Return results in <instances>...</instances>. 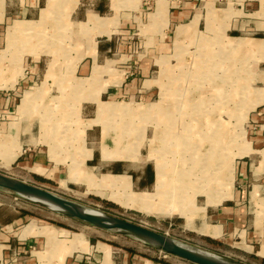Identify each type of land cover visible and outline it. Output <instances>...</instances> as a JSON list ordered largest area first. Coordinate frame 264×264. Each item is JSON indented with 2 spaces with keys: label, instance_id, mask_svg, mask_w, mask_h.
I'll return each mask as SVG.
<instances>
[{
  "label": "rangeland",
  "instance_id": "1",
  "mask_svg": "<svg viewBox=\"0 0 264 264\" xmlns=\"http://www.w3.org/2000/svg\"><path fill=\"white\" fill-rule=\"evenodd\" d=\"M64 1L49 0L46 10L42 13V22L55 11L49 18L50 22L36 23L34 30L37 34L26 33L19 40V46L17 44L12 51L14 59L21 61L20 52L33 49L32 53L42 57V64L50 73L47 74L50 85L47 82L43 84L42 93L34 96L31 108L36 123L32 121L34 124L31 129L36 125L40 140L48 141V149L54 145L51 149L53 158L51 164H57L58 167L54 169L56 172L52 171V168L49 171L29 168L40 171L55 181L51 179L42 181L37 179V176L33 177L29 169L21 167L23 165L20 163L11 165L17 159L14 141L8 144L0 140V172L42 186L104 213L142 224L167 234L184 245L248 264H264L262 259L255 256L257 250L241 241L238 233H233L235 235L229 241V245H224L216 240L215 243L209 241L202 232L204 214L208 206L221 208L236 202L234 198L240 183L238 169L244 161L248 168L251 167L252 136L259 129L253 121V111L257 109L258 104L256 90L258 87L262 88L263 83H258L261 79L248 72L251 54L239 53L233 48H227V52L226 49L224 51V47L215 46L222 39H228L225 31L227 20L230 21L239 14L236 0H232L229 5L233 12L229 17L227 10H222L226 8L222 1L214 6V11L210 14L209 5L213 0H177L180 6L187 2L195 4L196 18L198 17L196 29H191L181 37L178 36L180 28L173 27L168 30L166 37L174 44L168 52L162 54V51L150 46L152 40L148 41L147 46L144 43L142 45L141 41L146 40L147 35L150 39H155L156 35L158 39L161 38L163 28L160 18L164 17L167 8L162 6L163 14L159 16L158 4L162 0H142L145 3L143 8L149 12V24L146 25L143 16L142 21L133 23V29L119 31L114 36L116 43L120 44L117 50L106 62H100L102 63L100 65L109 62L112 71L107 73V68L100 66L94 74L103 76L97 78L96 75L87 80L84 79L90 77L93 71L89 75L80 76L77 75L80 73H77L76 69L83 57L79 55L82 52V41L88 37H84L85 33L76 31L75 23L71 21L70 15L67 16L69 7L63 5ZM87 1L79 0L78 5L86 6ZM163 1L169 2L170 6L173 3L172 0ZM117 2L120 5L126 4L127 7L124 8L130 11V8L137 6L139 0ZM156 22L159 25H156ZM38 34L46 38L40 39L37 37ZM93 50L95 49L84 50L82 54L86 52L91 54ZM142 50L144 56L141 59L134 56L130 58V54L136 52L138 54ZM145 62H151L152 65L150 75L146 78L141 74ZM132 77L138 78L136 91L141 89L143 81L148 79L150 81L145 87L155 84L157 86L155 94L145 97L144 92L137 91L116 97L106 93L108 87H123L125 81ZM82 80L84 88H79ZM262 92L264 95V90ZM97 98L99 101H96ZM112 104L121 105L126 112L119 110L120 112L111 114L109 110ZM205 116L210 118L211 125L203 126ZM4 118L0 116L1 121H4ZM52 135L61 144L60 151L59 144L53 142ZM0 136L2 137L1 133ZM12 137L16 136L10 135L7 140L11 141ZM93 146L97 149L101 146V155L105 161L127 160L129 157L134 163L127 168L135 172L139 171L146 160L152 163L156 172L157 162H165L167 173L171 175L162 176L161 179H166L167 183H170L176 178V187L180 184L178 181L180 175L183 182L189 180V185L195 181L198 166L205 163L206 155L212 158L220 156V161L224 164L220 174L223 175L221 177L225 180V186L222 184L218 193L207 200L201 192L194 191L193 184L189 190L185 189L189 196L192 194L194 197V202L187 205V208L181 205L183 198L179 200L177 196L175 202L165 201L174 204V214L151 212L145 208V202L142 200L146 193L153 195L157 192L156 185L138 190L133 187L128 175L103 174L108 172L89 167L85 161L92 155L88 148ZM3 150L5 155L2 153ZM7 161L10 162L6 164ZM72 162L74 163L70 166ZM59 170L61 174L58 173ZM113 192L122 195L121 201L110 199ZM166 192L160 197L154 195L150 202L158 204L161 199L167 200L166 196L172 191ZM0 198L8 204L17 206L19 210L30 212L33 218L73 231H86L102 241L130 248L134 253L151 260L156 261L158 258L167 262H159L161 264H192L131 237L97 229L84 222L58 215L21 197L0 191ZM1 215L5 218L8 211H3ZM219 230L220 233L221 228Z\"/></svg>",
  "mask_w": 264,
  "mask_h": 264
},
{
  "label": "crops",
  "instance_id": "2",
  "mask_svg": "<svg viewBox=\"0 0 264 264\" xmlns=\"http://www.w3.org/2000/svg\"><path fill=\"white\" fill-rule=\"evenodd\" d=\"M172 1L171 6L169 2L163 0L158 4L159 16L163 14L162 6L167 8L165 9L164 17L160 18L161 27L163 28L161 38L158 39L156 35V40L152 37L150 39L147 35L146 40L142 39L141 41L142 45L144 43L147 46L148 41L152 40L150 46L162 51L161 54L168 52V49L174 44L170 38L166 37L168 30L173 27L176 29L180 28L178 36L181 37L186 32L191 31V29H196L198 17L196 18L197 10L195 4L187 2L180 6L177 0ZM219 1L225 3L226 8H222V10H227V16L232 15V8L229 7L232 0H213L209 5L208 12L212 14L214 6H217ZM48 2L49 0H0V116L5 117L4 121L0 119V133L2 137H6L2 138L0 136V140L8 142V144L12 141L15 142L13 143L17 151L15 156L17 159L11 165L20 163L23 165L21 167L29 169L32 176L34 175L33 177L39 176L44 179L54 180L40 173V171L30 170L29 168H37L43 171H49L52 168V171H55L54 169L58 167L57 164H51L53 162L51 149L54 146L52 139L56 144H59V141L52 135V145L48 149V141L40 140L41 136L36 132V125L34 129H31V126L36 123L35 115L31 108L32 102L34 96L42 93L43 84L47 82L50 85V80L47 77V74H50L49 70L42 64V57L32 53L33 49H28L24 52L19 50L22 56L21 61L15 60L12 55V51L17 44L19 46L21 37L26 33L37 34L34 30L36 23L50 22L49 18L55 11L50 13L49 17L42 22V13L43 10H46ZM78 2L79 0H65L63 5L66 4L69 7L67 16L70 15L71 21L75 23L76 31L89 35L84 36L88 38L84 42L82 41V52L90 49L95 50L91 54L89 52L85 54L81 52L79 54L80 57H83L77 64L76 71L80 73L77 75L86 76L93 71V74L84 80L96 75L97 78H101L103 74H94V71H97L100 66L107 68V73L112 71L109 62L106 65H100L102 64L100 62H106L107 58L113 55L120 45L116 43L114 36L124 29H133V23L142 21L143 16L147 22L146 25H148L150 21L149 12L143 8L145 3L142 0L136 3L137 6L130 8V11L124 8L127 7L126 4L121 3L120 5L117 0H88L86 6H79ZM235 4H237L239 14L230 21L227 20L228 25L225 31L228 39H222L215 46L224 47V51L226 49L227 52V48H233L236 49V52L251 54L252 59L248 63V72L255 74L257 79H261L258 83H263V87H258L256 90L258 92V104L256 105L257 109L253 111V121L259 129L252 136L251 167L248 168V164L244 161L238 169L240 183L237 186L234 198L236 202L221 208H208V206L204 214L203 228L206 225H210L213 233L210 235L203 233V235L224 245H229V241L234 238L235 234L233 233H238L241 241L250 244L251 247L256 249L255 256L264 261V254H261L264 248V95L262 92L264 90V0H236ZM122 21H124L123 24ZM155 24L159 25L158 22ZM87 30L88 32H86ZM37 37L40 39L46 38L41 34H38ZM124 42L128 43V41ZM124 42L122 43L124 44ZM203 43L204 41L201 44ZM142 53L143 50L138 54L136 52L129 56L130 58L134 56L141 59L144 56ZM95 64L97 65L95 66ZM151 68V62H145L141 74H144L145 78L148 77ZM148 81L150 80L145 79L141 89L137 90L144 92L145 97L155 94V89L157 88L155 84L145 87ZM125 82L123 87L120 88L108 87L106 93L110 96L119 97L137 92L135 86L138 78L132 77ZM83 85L82 80L78 87L84 88ZM96 101H99L98 98ZM32 121L35 122L33 123ZM49 133L51 134V131ZM10 135H15L16 137H12L11 141L7 140ZM15 138L18 139L16 140ZM14 146H12L13 151ZM60 149L61 144H59L58 151ZM88 149L92 151L91 157L85 161L89 167L100 168L108 172L103 174L128 175L131 179V184L138 190L148 189L155 184L157 172L153 168L154 181L151 186L145 188H140L139 186L146 168L149 165L152 166L150 161L146 160L138 171L141 175L134 177L130 172L135 171L127 168L131 163H134L129 157L127 160L105 161L101 155V146L98 149L94 146ZM2 153L5 155L4 150ZM117 167H121L124 173L115 174L111 172V168ZM58 173L61 174V171L59 170ZM3 211H8V215L5 218L1 215ZM217 222L218 224H216ZM219 227L221 228L220 233ZM29 245L34 246L32 251H29ZM0 264L161 263L121 246L102 241L91 236L86 231H73L23 214L17 206L8 204L7 201L0 198Z\"/></svg>",
  "mask_w": 264,
  "mask_h": 264
},
{
  "label": "water",
  "instance_id": "3",
  "mask_svg": "<svg viewBox=\"0 0 264 264\" xmlns=\"http://www.w3.org/2000/svg\"><path fill=\"white\" fill-rule=\"evenodd\" d=\"M0 190L50 211L94 228L131 237L165 254L174 255L192 264H248L216 253L179 243L167 234L125 218L104 213L63 197L47 188L0 172Z\"/></svg>",
  "mask_w": 264,
  "mask_h": 264
},
{
  "label": "bare ground",
  "instance_id": "4",
  "mask_svg": "<svg viewBox=\"0 0 264 264\" xmlns=\"http://www.w3.org/2000/svg\"><path fill=\"white\" fill-rule=\"evenodd\" d=\"M119 110L121 112H126L121 105H117V104H112L109 112L111 114H115ZM203 120H204V122L202 123L203 126H207V125H211L212 124V122L210 121L209 117H206ZM197 123H196V125H200V124H197ZM217 125L219 126L221 124H217ZM219 147L221 148L220 145H219ZM112 156H115V155H112ZM205 158H206V160H204L205 163H203V165L200 164L198 166L199 169H198V172H197V174H196V176L194 178L195 181L191 185L194 184V186H195V190L194 191L201 192L204 196H206V199L208 200L211 196H213V194L218 193V191L220 190L222 184L224 185V181L225 180H223V177H221L222 174H220L221 167H222V164H223V162L220 161L221 160L220 156L217 157V158H212V157L206 155ZM9 162L10 161H7L6 164H8ZM179 172H180V170H179ZM168 175L170 176L171 174L167 173L166 163L165 162H163V163L162 162H157V177H156V183H155V185H156L155 188H156L157 192L155 194H153V195L146 193V195H144L145 197H143V200H142L143 202H145V208L148 209L151 212H155V213H159V214H170V215L174 214L175 213L174 210H173L174 204H171V203L175 202V199H176L177 196H178L179 200H181L183 198L181 200L183 202V204H181L182 206L186 207L187 205L192 204L194 202V197L192 196V194H190V196H189L188 191H187L191 187V185L188 184L189 180L188 181L186 180V181L183 182V177L181 178V175H180L179 176V180H178L180 184H178L177 187H176L175 186L176 178H173L170 181V183H167L166 179H163V178L161 179L162 176H167L168 177ZM157 179H158V181H157ZM107 181H108V179H107ZM167 185H168V187H167ZM226 186H227V183H226ZM186 188H187V190H185ZM166 191H172L171 193H169L166 196L167 200H164V199L162 200L161 199V200H159L158 204H156V203L154 204L153 202L152 203L150 202L151 200H153L154 195L160 197L161 195H164ZM166 193H168V192H166ZM121 198H122V195H120L119 192H113L110 195V199H112V200H114L116 202L117 201H121ZM219 199H221V198L219 197ZM165 201H167V202L168 201H172V202L171 203H166ZM202 232L207 234V235H210V234L213 233L212 232V227L210 225H206L202 229ZM261 254L262 255L264 254V249L262 250Z\"/></svg>",
  "mask_w": 264,
  "mask_h": 264
},
{
  "label": "trees",
  "instance_id": "5",
  "mask_svg": "<svg viewBox=\"0 0 264 264\" xmlns=\"http://www.w3.org/2000/svg\"><path fill=\"white\" fill-rule=\"evenodd\" d=\"M112 173H115V174H121V173H124V170L121 168V167H117V168H111L110 169ZM131 175H133L134 177H137L138 175H141L140 173L138 172H130ZM37 179L39 180H42V181H49L48 179H44V178H41L39 176H37ZM154 181V170H153V167L151 165H149L146 170H145V173H144V176H143V179L141 180V183L139 184L140 188H145V187H150L151 184L153 183ZM1 191V190H0ZM6 193V192H4ZM10 195V194H9ZM21 212L23 214H26V215H31L30 212L28 211H25V210H22L21 209ZM56 223V222H55ZM59 224V223H58ZM62 225V224H60ZM209 241L215 243L214 240L210 239L209 238ZM129 251H134V250H131L130 248H128ZM157 259V260H156ZM155 260L158 261V262H161V263H167L166 261L162 260V259H158L156 258Z\"/></svg>",
  "mask_w": 264,
  "mask_h": 264
},
{
  "label": "built area",
  "instance_id": "6",
  "mask_svg": "<svg viewBox=\"0 0 264 264\" xmlns=\"http://www.w3.org/2000/svg\"><path fill=\"white\" fill-rule=\"evenodd\" d=\"M34 249L33 245H29V251H32Z\"/></svg>",
  "mask_w": 264,
  "mask_h": 264
}]
</instances>
